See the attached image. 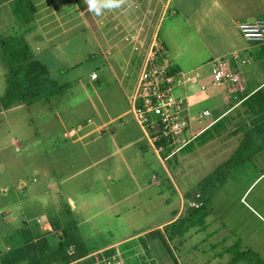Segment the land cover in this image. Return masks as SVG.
Masks as SVG:
<instances>
[{"label":"rangeland","instance_id":"1","mask_svg":"<svg viewBox=\"0 0 264 264\" xmlns=\"http://www.w3.org/2000/svg\"><path fill=\"white\" fill-rule=\"evenodd\" d=\"M57 2H61L60 17L65 21L75 19L80 25H45L48 31L54 32L52 37H61L54 45L29 48L48 64L51 82L45 77L38 83L30 82L23 71L19 76L22 90L35 93L38 98L33 103L0 110V164L8 174L0 177V182L9 187V197L1 198L3 208L11 199L16 202L46 193L32 201L29 226L37 230L39 225L51 223L55 232L40 238L46 237L55 249L61 227L68 220L69 198L77 205L73 217L90 250L167 222L178 212H181L178 220L186 219L194 211L188 206V200L202 195L200 183L194 186L202 175H184L182 167L187 159L182 150L166 164L179 186L175 190L131 111L127 90L140 80L157 45L167 44L174 56L181 53L187 65L185 72L199 70L203 62L198 59L205 54V47L187 45L183 35L173 34L171 29L176 24L169 20L170 0H128L122 8L105 11L99 17L87 11L84 0H15L11 5L13 14L5 13L6 8L0 11V41L3 37L18 36L8 32L17 28L23 19H32L37 9L46 13L49 3ZM164 32L168 34L167 40ZM37 47L43 55L37 52ZM234 48L238 49L236 41ZM262 49L253 48L255 54L251 55L250 64L239 65L240 73L257 67L264 75V59L258 58ZM1 51L0 47V98L6 92L9 72ZM240 54L249 56L246 52ZM93 72L98 74L96 81L91 79ZM201 85L207 91H202ZM188 93L194 120L205 109L212 111V118H217L228 112L229 107L241 103L229 117L249 120L259 127L264 125V110L259 111V103L249 98L246 87L234 100L229 97L226 86L218 87L206 75ZM174 95L182 97L185 91L177 89ZM202 127L195 126L192 135ZM72 131L75 132L72 137L65 136ZM13 138L20 142V152L12 144ZM191 138L188 132L186 139ZM254 145L258 147L260 143ZM198 148L193 144L188 150L196 151L184 152L190 154V167H199L198 173L203 174L202 151ZM161 156L164 157L162 153ZM180 161L182 167L177 169L175 163ZM22 183L26 186L19 190ZM42 204L46 206L44 209ZM59 223L62 226L56 229L55 224ZM196 229L200 230L199 227L191 230ZM172 231L171 226L159 233H165L167 248L177 258L174 261L185 264L186 235L172 240L168 237ZM160 246L164 248L161 242ZM114 250L122 253L127 264H151L140 241ZM235 250L239 252V247ZM239 257L247 264L257 262L250 254Z\"/></svg>","mask_w":264,"mask_h":264},{"label":"crops","instance_id":"2","mask_svg":"<svg viewBox=\"0 0 264 264\" xmlns=\"http://www.w3.org/2000/svg\"><path fill=\"white\" fill-rule=\"evenodd\" d=\"M32 1L35 2V0ZM14 3L15 0H0V11L6 8L5 13L13 14L11 5ZM60 3H49L46 13H42V9L40 11L37 9L35 14L31 16L32 19H23L17 28L11 29L8 33L22 36L30 47L54 45V41L61 36L52 37L54 32L48 31V26L45 25H80V21H77L76 24L75 19L70 18L65 21L60 17L62 12ZM170 4L172 14L169 20L176 24L171 29L173 34L183 35L187 45L194 44L205 47V54L198 59L203 64L199 70H196L203 74L202 80L208 75L209 63L214 59L230 56L234 53L246 52L249 55L248 58L255 54L253 48L258 46L249 44L237 31L236 24L264 20V0H170ZM164 38L165 40L168 39V34L165 32ZM235 41L238 42V49L234 48ZM165 48L174 67L185 72L187 65L181 53L174 56L167 44ZM36 50L43 55L44 52L38 47ZM33 56L49 69L44 59H40L36 54ZM110 69L114 77H117L114 67ZM255 69L241 71L243 90L246 87L249 96L259 90L264 91V79H262L264 75L257 67ZM190 72H195V70ZM262 75L263 77L259 79ZM123 77L126 78V74ZM257 77L258 80H256ZM137 87L138 82L128 90L126 89L130 91L126 93L131 106V99L136 95ZM226 95L227 93L224 94L227 100L228 96ZM240 106L241 103L229 107L228 112L217 118L211 117L203 122L194 120L189 131L192 137L190 144L183 148V151L181 150L182 155H186L187 167L186 164L184 167L180 166L182 161L175 163L177 169L179 167L185 168L184 175L195 173L202 175L200 181L194 183V186L200 183L203 199H208L207 207L210 211L202 229L190 230L186 234L185 264H244L246 263L244 260L235 261V257H233L232 250L237 245L241 246L239 252L252 251L264 262V125L259 127L257 124L249 123V120L243 121L229 117V114L231 115ZM197 125L203 127L197 131V134L192 135L194 127ZM206 135L208 136L205 137ZM258 142L260 145L255 147L254 144ZM247 143L251 144L249 158L240 166L229 164L233 154ZM12 144L17 148V152H20V142L13 138ZM193 144L199 147L197 150L202 151L201 170H204L203 174L198 173L199 167H190V154L185 153L196 151L188 150ZM152 148L166 176L175 190L178 191L179 186L176 179L166 164L168 161L177 158L181 151L171 157L163 158L160 152L153 146ZM6 175H8L6 168L0 164V177ZM24 186L26 184L22 183L18 189L21 190ZM8 194L9 187L0 182V254L11 252L29 242L37 241L42 235L50 233L45 232L48 229L55 232V228L49 222L39 225L37 230L29 226L32 221L28 219V214L31 213V207H34V204L31 205L32 201L46 195V193H37L35 196L16 202L11 199L8 206L3 208L1 198H8ZM68 203L75 215L76 203L71 198H69ZM41 207L44 209L46 206L42 204ZM180 216L181 212H178L167 222L95 250L88 249V251L92 255L125 244L136 243L143 239L148 247L149 254L146 253V255L151 260V264H179L174 261L177 258L172 256L171 251L167 248L165 233L160 237L154 234L163 232L166 226L176 222ZM37 222L40 224L39 220ZM160 242L164 248L160 246Z\"/></svg>","mask_w":264,"mask_h":264},{"label":"built area","instance_id":"3","mask_svg":"<svg viewBox=\"0 0 264 264\" xmlns=\"http://www.w3.org/2000/svg\"><path fill=\"white\" fill-rule=\"evenodd\" d=\"M253 23H238L236 29L243 38L254 46L264 47V38L250 39L245 36L241 25H255ZM259 31L264 33V27ZM251 58L242 57L240 53L214 59L209 63L208 75L218 87L226 86L229 96L238 99L237 94L243 92V81L239 71V65L250 64ZM202 73L183 72L176 69L168 58L167 50L162 44L156 46V50L148 59L140 80L136 95L131 99L132 112L137 123L145 132L154 149L160 153H166L168 157L180 152L190 144L186 139L187 133L192 128L194 118L191 115V98L188 91L192 86L200 85ZM92 80L98 79L96 72L91 75ZM183 88L185 95L177 97L174 92ZM202 91H207L205 85H201ZM193 94V93H192ZM212 117V112L204 110L195 121L203 122ZM75 132L66 133V137H72ZM195 138V137H194ZM205 201L202 195L197 194L188 200V206L197 210L203 208ZM51 229L45 232H51ZM70 264H127L119 250H108L94 253L86 258L74 261Z\"/></svg>","mask_w":264,"mask_h":264},{"label":"trees","instance_id":"4","mask_svg":"<svg viewBox=\"0 0 264 264\" xmlns=\"http://www.w3.org/2000/svg\"><path fill=\"white\" fill-rule=\"evenodd\" d=\"M26 1L30 2V0ZM0 47L2 49L1 53L4 54L2 61L9 69L7 74V89L5 94L0 98V110H9L28 102L33 103L38 97L35 93L28 94L22 90L19 76L24 71L30 82L38 83L42 77L51 82L48 68L42 62L35 59L29 45L22 36L3 37L0 41ZM258 58L260 60L264 59V47L258 54ZM249 98L259 103V111L263 112L264 91L259 90L249 96ZM250 145V143H247L240 147L231 157L229 164L232 166L243 164L249 158ZM162 155L164 156L163 158L168 157L166 153H162ZM204 201L205 205L203 208L194 210L186 219L178 220L165 227V229H169L171 226L173 228V231L168 235L170 239L184 237L191 229L196 227L202 229L204 227L205 221L210 215L207 207L208 199H204ZM59 225L61 223L55 224L56 229L60 228ZM61 231L62 234L60 235V241L56 249L52 247L46 237L40 238L35 242H29L18 249L3 254L0 257V264H70L90 255L79 234L77 222L73 217L71 209L68 220L64 222ZM158 236L163 235L162 233H158ZM140 242L145 252L149 254L146 242L143 239ZM237 246L240 248V245ZM235 248L232 250L235 261L243 259L239 256L250 254L257 261L256 264H264L263 260L252 251L238 252ZM70 249H73V251H70Z\"/></svg>","mask_w":264,"mask_h":264},{"label":"clouds","instance_id":"5","mask_svg":"<svg viewBox=\"0 0 264 264\" xmlns=\"http://www.w3.org/2000/svg\"><path fill=\"white\" fill-rule=\"evenodd\" d=\"M127 2L128 0H84V3L87 5V11L97 17L102 16L105 11L120 9ZM260 27H264V22H257L255 25H241L245 36L250 39L264 38V33L259 31Z\"/></svg>","mask_w":264,"mask_h":264}]
</instances>
